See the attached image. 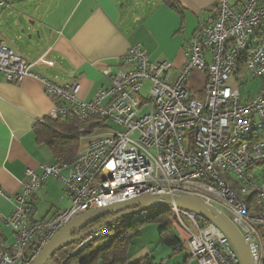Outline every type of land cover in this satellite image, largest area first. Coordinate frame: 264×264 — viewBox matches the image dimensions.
Instances as JSON below:
<instances>
[{
	"label": "built area",
	"instance_id": "2783aa9c",
	"mask_svg": "<svg viewBox=\"0 0 264 264\" xmlns=\"http://www.w3.org/2000/svg\"><path fill=\"white\" fill-rule=\"evenodd\" d=\"M214 16L183 45L185 61L172 78V64L150 62L136 44L121 58L122 70L105 72L110 84L91 102L78 97L77 83L60 87L40 79L54 101L47 119L73 121L83 137L103 122L108 133L89 138L70 166L57 162L42 166L40 174L26 169L21 193L8 195L0 187V198L12 206L8 215L0 212V226L13 238L8 243L0 232V264H34L71 220L145 195H181L216 209L249 243L253 264H264V0H218ZM35 66L54 63L43 57L28 62L0 44V76L6 82L20 84ZM196 71L205 76L200 98L187 89ZM253 81L260 83L258 90L244 97L240 88ZM146 82L148 96L142 97ZM67 167V176H61ZM48 179L62 183L70 206L36 220L30 196ZM168 210L190 261L241 264L212 223L187 210ZM107 233V228L94 232L71 255Z\"/></svg>",
	"mask_w": 264,
	"mask_h": 264
},
{
	"label": "crops",
	"instance_id": "0c3cea01",
	"mask_svg": "<svg viewBox=\"0 0 264 264\" xmlns=\"http://www.w3.org/2000/svg\"><path fill=\"white\" fill-rule=\"evenodd\" d=\"M172 1L177 9L163 0H36L33 16L16 12L13 4L6 10L0 7V44L28 62L43 57L54 63L53 67L35 66L33 76L18 85L0 76V187L6 194L21 193L26 169L40 174L42 166L57 163L51 150L36 140L37 126L47 121L54 105L41 78L60 87L77 83L78 97L91 102L99 90L110 84L105 72L115 74L122 70L121 58L136 44L143 47L150 62L172 64L169 77L176 75L185 61L183 45L201 22L213 21L218 0ZM204 84L205 76L194 72L187 86L190 96L200 98ZM106 133L100 128L83 138L88 142L89 138ZM85 145L81 142L78 152ZM67 174L68 167L61 176ZM58 186L64 188L59 180L48 179L30 196L36 220L64 210L65 200L70 206ZM59 197L61 203L57 204ZM11 209L0 198V212L8 215ZM0 232L8 243L12 241L8 229L0 226ZM152 255L149 248L128 251L126 264H135L145 256L153 260ZM187 264L196 263L188 260Z\"/></svg>",
	"mask_w": 264,
	"mask_h": 264
},
{
	"label": "trees",
	"instance_id": "16d2710c",
	"mask_svg": "<svg viewBox=\"0 0 264 264\" xmlns=\"http://www.w3.org/2000/svg\"><path fill=\"white\" fill-rule=\"evenodd\" d=\"M170 8L177 9V5L172 0H163ZM261 28L260 31H263ZM256 36H259L257 34ZM193 97V96H192ZM194 98V97H193ZM98 127H104V123L100 122ZM36 140L38 143L46 145L52 152L57 162H62L66 166H70L77 155L80 148L81 139L74 127L73 121L57 120L51 121L47 119L44 124L37 126L35 130ZM171 212L167 209L158 210L150 217L131 222H125L132 217L112 223L105 228L108 233L101 239L91 240L87 246L71 255L76 246L84 239L74 242L60 249L52 257L55 264H126L128 258L129 244L131 240L139 235L136 229V223H145L162 217V224L159 231V244L173 249L174 254L182 250V242L177 238L173 225L169 222ZM107 218L98 221L94 225L89 226L82 232L95 227ZM89 237V236H88ZM187 257L185 264L188 263ZM150 256H145L135 264H153Z\"/></svg>",
	"mask_w": 264,
	"mask_h": 264
},
{
	"label": "water",
	"instance_id": "95a60500",
	"mask_svg": "<svg viewBox=\"0 0 264 264\" xmlns=\"http://www.w3.org/2000/svg\"><path fill=\"white\" fill-rule=\"evenodd\" d=\"M108 169L107 171H109ZM176 207L196 213L206 221L216 226L230 241L241 264H253L249 243H246L231 222L216 209L190 197L181 195H145L106 208L97 209L71 220L49 242L38 255L34 264H48L56 252L64 247L87 238L94 232L112 223L135 216L140 213L169 209ZM102 223L82 232L100 220Z\"/></svg>",
	"mask_w": 264,
	"mask_h": 264
},
{
	"label": "rangeland",
	"instance_id": "374dc122",
	"mask_svg": "<svg viewBox=\"0 0 264 264\" xmlns=\"http://www.w3.org/2000/svg\"><path fill=\"white\" fill-rule=\"evenodd\" d=\"M36 0H3V7L4 10L6 6L9 4H13V10L16 12H23L28 15L33 16L34 15V4ZM6 10V9H5ZM260 86V83L253 81L250 82L246 87H241L240 91L241 94L244 95V97H247V92L250 91L251 94H255ZM150 86L148 84H145L141 90L142 97H147L149 92ZM81 142L84 144H87V138H82ZM86 146V145H85ZM56 180V179H54ZM58 181V180H57ZM57 189L60 191L61 196L63 194V189L61 186H58ZM60 196V197H61ZM60 197L57 199V204H60ZM62 204H65L64 210L69 208V203L67 200H65ZM162 217L145 222V223H136V229L139 232V235L135 238H133L129 244V251L130 252H136L138 250H141L142 248H149L151 253H153V264H163L164 261H166L165 264H185V261L188 257L187 254V246L185 243H183V238L179 232L175 231V234L177 238L182 242V250L180 252H176L174 254L173 249L162 246L159 244V231L162 224ZM169 222L173 225L172 217L169 218ZM105 228V227H104ZM142 233V236H141ZM66 250V248H64ZM155 253V255H154ZM169 257H168V256ZM198 264L197 262H195ZM48 264H55L54 261L51 259Z\"/></svg>",
	"mask_w": 264,
	"mask_h": 264
}]
</instances>
